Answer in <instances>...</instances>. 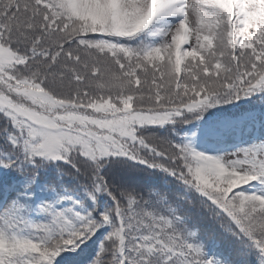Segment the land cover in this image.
I'll return each mask as SVG.
<instances>
[{"label": "snow or ice", "instance_id": "6c2138e0", "mask_svg": "<svg viewBox=\"0 0 264 264\" xmlns=\"http://www.w3.org/2000/svg\"><path fill=\"white\" fill-rule=\"evenodd\" d=\"M0 264H264V0H0Z\"/></svg>", "mask_w": 264, "mask_h": 264}, {"label": "trees", "instance_id": "16d2710c", "mask_svg": "<svg viewBox=\"0 0 264 264\" xmlns=\"http://www.w3.org/2000/svg\"><path fill=\"white\" fill-rule=\"evenodd\" d=\"M209 237H206V239H208Z\"/></svg>", "mask_w": 264, "mask_h": 264}]
</instances>
